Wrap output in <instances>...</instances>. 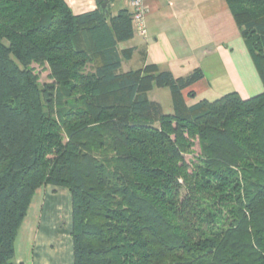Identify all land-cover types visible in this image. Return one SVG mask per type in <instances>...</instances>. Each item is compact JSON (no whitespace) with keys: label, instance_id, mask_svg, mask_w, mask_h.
I'll list each match as a JSON object with an SVG mask.
<instances>
[{"label":"trees","instance_id":"obj_1","mask_svg":"<svg viewBox=\"0 0 264 264\" xmlns=\"http://www.w3.org/2000/svg\"><path fill=\"white\" fill-rule=\"evenodd\" d=\"M226 1L264 82V0ZM134 35L127 9L0 0V264H21L16 239L47 187L70 192L74 264H264V92L188 106L200 70L121 72Z\"/></svg>","mask_w":264,"mask_h":264},{"label":"crops","instance_id":"obj_2","mask_svg":"<svg viewBox=\"0 0 264 264\" xmlns=\"http://www.w3.org/2000/svg\"><path fill=\"white\" fill-rule=\"evenodd\" d=\"M74 14L98 8L96 0H66ZM147 36L119 44L133 50L121 72L143 70L147 65L185 78L196 70L202 79L184 92L188 106L237 93L243 99L264 92L262 76L251 47L237 25L226 0H148ZM113 15L130 6L124 0L111 5ZM161 96L174 111L172 95ZM193 92L195 97H189ZM161 97V98H162ZM164 109L161 99L155 100ZM168 113V114H172ZM71 195L67 189L47 187L37 191L16 239L15 260L21 264H74Z\"/></svg>","mask_w":264,"mask_h":264},{"label":"built area","instance_id":"obj_3","mask_svg":"<svg viewBox=\"0 0 264 264\" xmlns=\"http://www.w3.org/2000/svg\"><path fill=\"white\" fill-rule=\"evenodd\" d=\"M130 6L132 12L133 28L136 35L140 37L147 36V16L148 10L146 2L148 0H124Z\"/></svg>","mask_w":264,"mask_h":264},{"label":"rangeland","instance_id":"obj_4","mask_svg":"<svg viewBox=\"0 0 264 264\" xmlns=\"http://www.w3.org/2000/svg\"><path fill=\"white\" fill-rule=\"evenodd\" d=\"M31 68L34 70V72L36 74H38L40 76V84L41 85L52 83L51 72H50L49 66L47 64H45V65L33 64L31 66ZM165 90H166V92H169V89H165ZM159 92H162V91H159ZM159 92L156 91L155 93L150 95L152 100L155 101L156 99L160 98L161 99V103H163V105H164V112L166 114L167 113H172V108H170V107L168 108V104L165 102V99L161 96V93H159ZM198 153H199V148H198V146H196L193 149L191 154L186 155V161L187 162H192L197 157Z\"/></svg>","mask_w":264,"mask_h":264},{"label":"water","instance_id":"obj_5","mask_svg":"<svg viewBox=\"0 0 264 264\" xmlns=\"http://www.w3.org/2000/svg\"><path fill=\"white\" fill-rule=\"evenodd\" d=\"M96 3L104 14L109 12L111 8L110 0H96Z\"/></svg>","mask_w":264,"mask_h":264}]
</instances>
